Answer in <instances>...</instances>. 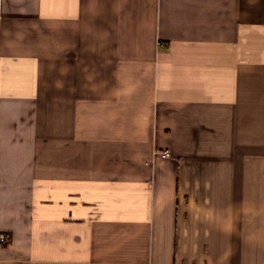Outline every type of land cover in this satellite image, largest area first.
Masks as SVG:
<instances>
[{"label":"crops","instance_id":"0c3cea01","mask_svg":"<svg viewBox=\"0 0 264 264\" xmlns=\"http://www.w3.org/2000/svg\"><path fill=\"white\" fill-rule=\"evenodd\" d=\"M0 264H264V0H0Z\"/></svg>","mask_w":264,"mask_h":264},{"label":"built area","instance_id":"2783aa9c","mask_svg":"<svg viewBox=\"0 0 264 264\" xmlns=\"http://www.w3.org/2000/svg\"><path fill=\"white\" fill-rule=\"evenodd\" d=\"M7 239H8V237L5 236V235H1V236H0V241H1V242H5Z\"/></svg>","mask_w":264,"mask_h":264}]
</instances>
